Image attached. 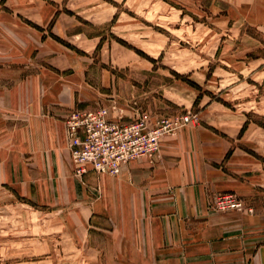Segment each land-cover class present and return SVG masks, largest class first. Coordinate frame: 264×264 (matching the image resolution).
<instances>
[{
    "label": "crops",
    "instance_id": "obj_1",
    "mask_svg": "<svg viewBox=\"0 0 264 264\" xmlns=\"http://www.w3.org/2000/svg\"><path fill=\"white\" fill-rule=\"evenodd\" d=\"M46 1L51 6L34 3L14 23L26 56L45 64L3 92L11 122L0 130V196L6 200L0 207L32 200L106 220L107 227L93 223L105 242L95 245L94 237L91 250L104 253L107 264H264V128L254 120L264 117V67L251 69V90L240 78L201 95L177 82L160 85V96L192 121L161 140L154 161L129 162L117 177L98 175L90 189L96 174L75 173L65 120L73 110L115 101L113 70L131 61L119 58L115 47L126 52L114 42L84 30L81 20H90ZM231 4L229 12L264 39V0ZM134 114L126 111V120ZM91 190L96 194L89 197ZM221 193H234L249 211H215ZM4 221L12 222L0 216V241L13 242L17 232L8 224L5 230Z\"/></svg>",
    "mask_w": 264,
    "mask_h": 264
},
{
    "label": "rangeland",
    "instance_id": "obj_2",
    "mask_svg": "<svg viewBox=\"0 0 264 264\" xmlns=\"http://www.w3.org/2000/svg\"><path fill=\"white\" fill-rule=\"evenodd\" d=\"M55 1L67 12L70 8L90 20L91 23L81 20L83 29L114 42V46L126 52L115 47L119 58L131 61L130 66L119 71V67L112 69L118 96L101 107L116 105L132 114L138 108L137 112L152 122L178 116L179 108L160 96V85L166 88L177 82L178 87L184 86L201 95L208 92L206 88L224 91L236 80L240 83L237 79L240 78L242 85L251 90L255 84L251 69L264 67V39L236 17L233 9L229 12L231 0ZM34 3L51 6L46 0H0V130L2 123L11 122L10 108L2 104L9 103L3 92L45 64L40 58L26 56V40H20V29L14 25L22 17L20 12ZM164 92L169 98L174 97L172 92ZM254 120L264 128V117ZM97 177V174L90 176V184L87 183L90 189L96 186ZM93 194L96 192L91 190L89 197ZM2 202L6 200L0 196ZM30 203L0 207V216L12 220L4 221L3 226L8 224L17 232L13 242L0 241V264L108 263L104 253L91 250L94 237L95 245L97 241L105 242L98 238L105 232L93 229L92 225L97 222L107 227L106 220L88 217L75 207L43 208L32 200ZM4 229L9 230L7 226Z\"/></svg>",
    "mask_w": 264,
    "mask_h": 264
},
{
    "label": "built area",
    "instance_id": "obj_3",
    "mask_svg": "<svg viewBox=\"0 0 264 264\" xmlns=\"http://www.w3.org/2000/svg\"><path fill=\"white\" fill-rule=\"evenodd\" d=\"M126 111L110 108L73 110L65 120V132L75 173L88 172L117 177L123 165L138 159L154 161L161 140L192 121L190 114L163 117L154 123L136 112L127 121ZM213 208L217 212L249 211L234 193L216 196Z\"/></svg>",
    "mask_w": 264,
    "mask_h": 264
}]
</instances>
